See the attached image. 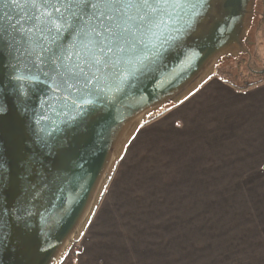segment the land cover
I'll use <instances>...</instances> for the list:
<instances>
[{
	"label": "water",
	"instance_id": "water-1",
	"mask_svg": "<svg viewBox=\"0 0 264 264\" xmlns=\"http://www.w3.org/2000/svg\"><path fill=\"white\" fill-rule=\"evenodd\" d=\"M258 2L204 0L169 9L171 19L154 36L113 57L131 73L126 80L86 83L75 56L56 59L73 40L70 29L54 42V33L28 32L35 10L0 0V264H62L138 128L187 98L224 60L250 59ZM149 53L158 55L137 71L134 57ZM81 67L88 77L96 72ZM116 71L101 67L96 75ZM256 74H264L263 65Z\"/></svg>",
	"mask_w": 264,
	"mask_h": 264
},
{
	"label": "crops",
	"instance_id": "crops-1",
	"mask_svg": "<svg viewBox=\"0 0 264 264\" xmlns=\"http://www.w3.org/2000/svg\"><path fill=\"white\" fill-rule=\"evenodd\" d=\"M74 264H264V79L214 74L143 123Z\"/></svg>",
	"mask_w": 264,
	"mask_h": 264
},
{
	"label": "snow or ice",
	"instance_id": "snow-or-ice-1",
	"mask_svg": "<svg viewBox=\"0 0 264 264\" xmlns=\"http://www.w3.org/2000/svg\"><path fill=\"white\" fill-rule=\"evenodd\" d=\"M203 2L204 0H13V3L28 5L35 10L32 19L36 24L27 29L28 32L35 29L41 35L44 31L54 33V42L62 32L69 29L72 31L71 44L56 59L71 62L75 56L79 63L74 69L85 75L86 83H91L92 80L106 81L109 76H115L121 82L126 80L131 73L121 71L117 66L124 61L119 58L114 60L113 57L117 53L123 55L136 50L137 45L144 44L149 35L154 36V29H159L165 23V18L171 19L169 9H183L186 4L195 7ZM199 14V11L192 13L190 19L194 20ZM149 55L158 53L134 57L139 65L137 71L148 66L146 61H149ZM128 63H131V58ZM81 65L95 67L96 72H100L101 67L117 71L101 76L94 72L88 77ZM71 71L73 75L76 74L74 70ZM65 83L68 88L74 87L67 80Z\"/></svg>",
	"mask_w": 264,
	"mask_h": 264
},
{
	"label": "trees",
	"instance_id": "trees-1",
	"mask_svg": "<svg viewBox=\"0 0 264 264\" xmlns=\"http://www.w3.org/2000/svg\"><path fill=\"white\" fill-rule=\"evenodd\" d=\"M257 4H259V6H261V9H259V11L257 12V14L253 20V27L251 29L252 33H250L251 35H255V33H253V32H256L258 26L260 24H262V22L264 21V6L260 2H258ZM236 67H238V65ZM246 69H247L246 70L247 73L253 72V71H251V69H248L247 67H246ZM238 71L239 70H237V69L232 71L230 69H227L224 64H220L216 68L215 75L218 76L219 78H221L224 82H226V83H228L234 87H237L239 89H245L251 85L258 84L264 79V74L258 75V74H256V72H253L254 74H256V76H257L256 78H254L252 80L243 79L242 81H240V83H237V81H235L233 79V76L235 77L237 75ZM172 106H173V104H171V103L166 105L162 110L158 111L157 114L150 116L148 118L147 122L154 120L156 117L161 115L163 112H165L166 110H168ZM76 245H77V242L74 243L72 249L70 250V252L66 256V258L62 262V264H74V248Z\"/></svg>",
	"mask_w": 264,
	"mask_h": 264
},
{
	"label": "rangeland",
	"instance_id": "rangeland-1",
	"mask_svg": "<svg viewBox=\"0 0 264 264\" xmlns=\"http://www.w3.org/2000/svg\"><path fill=\"white\" fill-rule=\"evenodd\" d=\"M256 9L259 11V9H261V6H259V4H257ZM253 27V25H252ZM252 29V28H251ZM249 33H252V31L250 30ZM255 35H251V39L253 42H255L256 45H250L249 46V50L251 51V58L254 59L256 61V63L261 66H264V45L261 42V39L264 37V21L262 22V24H260L257 28ZM259 40V43H258ZM245 58H247V56L245 55ZM250 58V59H251ZM241 62L239 63L238 61H235V59L230 58L227 60H224V62L222 64L230 67L229 69L234 71L235 69L239 70L237 75L234 77L233 79L237 82L242 81L243 79H249L252 80L254 78H256V74L252 73H247L246 72V66L243 63V58L240 56ZM246 61V60H245ZM238 65V67H236Z\"/></svg>",
	"mask_w": 264,
	"mask_h": 264
},
{
	"label": "flooded vegetation",
	"instance_id": "flooded-vegetation-1",
	"mask_svg": "<svg viewBox=\"0 0 264 264\" xmlns=\"http://www.w3.org/2000/svg\"><path fill=\"white\" fill-rule=\"evenodd\" d=\"M251 58V57H250ZM243 63H244V65L248 68V69H251V71H253V72H257L258 70H259V65L256 63V61L254 60V59H248V57L247 58H245V55L243 56ZM246 60V61H245ZM247 60H248V64L246 63L247 62ZM238 62L240 63L241 62V59L240 60H238Z\"/></svg>",
	"mask_w": 264,
	"mask_h": 264
},
{
	"label": "built area",
	"instance_id": "built-area-1",
	"mask_svg": "<svg viewBox=\"0 0 264 264\" xmlns=\"http://www.w3.org/2000/svg\"><path fill=\"white\" fill-rule=\"evenodd\" d=\"M262 5L264 6V0H261Z\"/></svg>",
	"mask_w": 264,
	"mask_h": 264
}]
</instances>
